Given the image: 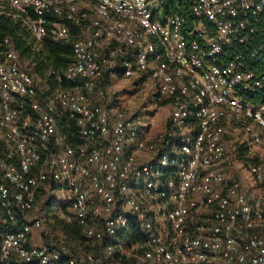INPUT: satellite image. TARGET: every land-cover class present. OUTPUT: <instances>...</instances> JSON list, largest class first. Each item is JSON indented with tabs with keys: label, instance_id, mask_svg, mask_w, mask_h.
<instances>
[{
	"label": "built area",
	"instance_id": "2783aa9c",
	"mask_svg": "<svg viewBox=\"0 0 264 264\" xmlns=\"http://www.w3.org/2000/svg\"><path fill=\"white\" fill-rule=\"evenodd\" d=\"M166 2L0 0V24L32 50L46 37L71 41L73 59L56 77L69 88L40 102L13 38L0 42V264H264V167L223 143L225 127H239L264 158V0H184L190 21ZM118 75L146 77L169 106L180 141L170 155L165 133L149 142L115 100L98 104ZM61 116L79 144L59 135ZM139 151L152 155L140 162ZM234 161L240 177L228 180ZM50 185L59 219L96 253L32 244L31 228L43 227L30 214ZM130 235L138 240L127 245Z\"/></svg>",
	"mask_w": 264,
	"mask_h": 264
},
{
	"label": "rangeland",
	"instance_id": "374dc122",
	"mask_svg": "<svg viewBox=\"0 0 264 264\" xmlns=\"http://www.w3.org/2000/svg\"><path fill=\"white\" fill-rule=\"evenodd\" d=\"M36 77L34 76V78ZM37 81V100L45 102L47 96H43L45 92H42L41 89L44 77H38ZM45 84L47 85V83ZM103 85L105 86L106 94L103 100L99 101L98 104L104 106L112 99L115 100L116 105L134 122L135 127L142 128L141 130L145 133L147 141L154 140V138H158L159 136L160 137L157 140H161L163 134L165 133L170 108L167 105L160 107L162 104H159L156 101V97L154 96L155 90L150 80L146 77L135 80V78H122L118 76L117 78L112 77L110 79L108 78V80L105 79ZM188 128H190V126H188ZM225 132L223 143L230 153L232 155L234 154L233 156L237 161L241 162L238 160L237 156L241 154V156L243 155L247 159L251 160V163H253L251 165L258 164L264 167V158L256 159L252 157L248 151L247 143H249V137L243 134L239 127L227 125L225 127ZM254 149L256 150L255 147ZM141 155L142 157H145V159L140 162H145L152 154L145 151H139L136 153V156L138 157ZM237 161H234L225 171L226 178L228 180H235L240 177V171L237 169ZM241 179L243 181L245 191H248L246 186V184L249 183L248 176L246 174H241ZM251 186L255 187L256 184L252 182ZM256 189L264 191V184L256 186ZM59 205L60 194L54 186L52 187V185H50L46 186L44 190L43 188L40 189L35 207L30 216L31 218L38 219L42 222L43 231L40 232V230L36 227L31 228L33 245H42L40 236L43 238L46 236L43 232H46L48 235L49 232H52L53 235L51 236L55 239L62 240V238H65V241H70L69 238L67 239V236L64 235L62 230L59 219L60 216L57 211ZM78 246V248L82 251L91 252L97 248L98 244L93 241L82 239V244ZM125 263L133 264L131 260Z\"/></svg>",
	"mask_w": 264,
	"mask_h": 264
},
{
	"label": "trees",
	"instance_id": "16d2710c",
	"mask_svg": "<svg viewBox=\"0 0 264 264\" xmlns=\"http://www.w3.org/2000/svg\"><path fill=\"white\" fill-rule=\"evenodd\" d=\"M189 1V0H188ZM167 12L170 14H177L180 16H187L188 20H191L188 12V6L184 4V0H167L166 2ZM53 19V18H52ZM188 26H190L188 24ZM70 27V25H69ZM11 37L14 40V47L16 51L19 53V56L24 64L30 69L32 74L36 77H44V82H42V92H45L43 96L46 97V101L50 100L54 97L57 91L61 88H69V85L65 82L61 83L60 85L56 83V77L61 76L65 71L66 67L72 63V53H71V41H62V42H55L49 37H46L42 42L41 46L38 48L37 51L32 50L27 44L25 39V34L22 32H18L14 29L11 25L7 22L0 24V42L4 37ZM26 62V63H25ZM121 77L120 75H118ZM38 77L35 79L38 80ZM47 83V85L45 84ZM60 87V88H59ZM160 107H163L160 106ZM59 124V132L62 136H64L67 145H74L79 144L80 140L77 138V129L73 123H67L65 118L62 117L61 120L58 122ZM165 134L161 141V152L167 153L170 155L172 145L179 146L180 141L178 138L174 136H169L171 133V124L167 122L165 127ZM238 160H240L244 164H253L251 163L250 159H247L245 156H241V154L237 155ZM171 157V156H170ZM257 159V158H256ZM53 187V185H52ZM38 198V195H37ZM36 198V200H37ZM62 230L64 235L67 236V239L74 244L72 248V252H77L80 250L78 245L82 244V239L84 237L79 233L77 226L69 225L64 223L60 220ZM52 231V230H51ZM46 244L49 245L52 243H56L60 241V239H55L51 235L52 232L45 234ZM131 236V235H130ZM62 240H66L62 238ZM79 240V241H78ZM138 238L132 235L128 241L127 245H131L135 243ZM68 241V242H70ZM82 251V250H81ZM97 249H95L94 253H96Z\"/></svg>",
	"mask_w": 264,
	"mask_h": 264
},
{
	"label": "crops",
	"instance_id": "0c3cea01",
	"mask_svg": "<svg viewBox=\"0 0 264 264\" xmlns=\"http://www.w3.org/2000/svg\"><path fill=\"white\" fill-rule=\"evenodd\" d=\"M62 117H64V116H61L60 118H58L57 119V129H58V133H59V135L64 139V141H65V138H64V136H62L61 134H60V132H59V124H58V122L61 120V118ZM65 118V117H64ZM65 121L67 122V123H69L66 119H65ZM150 137H153V136H150ZM160 137V136H159ZM158 137V138H159ZM158 138H154V140H149V142H154V143H158L159 141L157 140ZM149 139V138H148ZM156 141H158V142H156ZM65 143H66V141H65ZM66 145H67V143H66ZM139 158V160H141V161H144V159H145V157H142V155L141 156H139L138 157ZM41 235V234H40ZM40 238H41V243L42 244H46V239L45 238H43V237H41L40 236Z\"/></svg>",
	"mask_w": 264,
	"mask_h": 264
}]
</instances>
